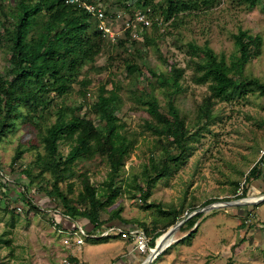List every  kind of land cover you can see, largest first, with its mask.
<instances>
[{
	"label": "trees",
	"instance_id": "obj_1",
	"mask_svg": "<svg viewBox=\"0 0 264 264\" xmlns=\"http://www.w3.org/2000/svg\"><path fill=\"white\" fill-rule=\"evenodd\" d=\"M66 1L11 0V5L6 8L3 0H0V48L8 55L10 64L7 71L0 72V142L6 134L19 128L18 120L26 119L33 123L44 154H37L32 165L23 170L24 176L31 178V185L36 180L44 182L40 187L42 193L39 194L46 195L52 202L58 201L62 207V216L80 222L87 229H98L116 221L127 222L121 217L122 208L110 213L106 221L102 220V213L113 206L121 194L116 189V182L127 157L136 145V139L129 133L127 124L117 115L124 102L122 86L116 80V74L110 72L109 79L100 82L97 94L88 91L92 84L88 75L102 74L109 69L107 66H99L97 60L103 55L106 46L112 43L110 38L98 30L97 21L90 14ZM128 1L132 0H112V10L117 13L121 8L130 10L131 6L138 12L152 10V15L157 17L158 14L161 18L156 19L152 25L158 32L167 24H170L168 28H180L186 17L211 10L221 0H134V5H128ZM240 1L250 9L264 2ZM130 37L131 29L125 32L123 41L118 44L124 51H128L124 43ZM234 40L236 54L230 61L225 56H218L208 42L204 45L195 41L185 44L186 54L194 71L193 80L196 84H208L210 92L197 111L198 126L195 130L189 127L175 104L176 97L184 90L182 80L186 70L171 63L166 74L155 69H149L144 74L140 61L144 60L145 53L141 47H137V42H133L135 57L126 58L124 66L127 76L136 80L140 86L133 91L131 99L150 116L151 120H146L143 128L156 141L142 173L133 179L135 185H129L135 190L131 198H136L139 194L141 200L147 202L155 184L169 175L173 165L183 162L192 142L210 124L215 102H229L253 92L264 95V82L259 78L249 77L245 72L247 64L259 54L262 37L252 36L241 30L234 35ZM151 42L154 39L145 36V46ZM150 78L156 79V84L149 81ZM144 80L149 82L150 90L140 88ZM109 85L112 87L109 88ZM74 86L81 87L79 95L84 102L69 107L65 101L74 92ZM157 89L166 98V111L162 110L155 94ZM51 94L55 99L62 100L55 103L50 98ZM93 96L95 100L89 105L88 97ZM86 107L88 110L83 113ZM41 114L40 122L36 123L35 119ZM51 116H55L56 121L44 126ZM61 144L69 147L66 155L60 151ZM173 147L177 153L173 152ZM23 153L21 147H18L14 164L21 159ZM97 155L104 157L110 167L106 188L98 190L90 178L84 175L82 190L75 198L70 197L69 194L74 193V184L68 185L67 193L61 189L60 184L75 178L77 174L74 167L78 161ZM258 163L248 173L246 184L249 186L261 176ZM34 168L39 169L37 175L33 173ZM46 174L50 175V181L44 178ZM0 180V190L4 195L7 192V182L1 172ZM26 190L29 192L30 189ZM26 194L28 193H22V196L26 197ZM248 194L249 187H246L243 197H248ZM27 198L29 200L26 206L29 210L38 211L39 208L29 195ZM154 206L156 205L151 203L147 205L148 208ZM194 211L196 209L191 210ZM160 213L166 217L175 216L164 230L154 232L152 247H155L156 241L164 233L183 219L179 211L165 212L160 209ZM203 217L204 213L195 215L183 224L180 231L194 228ZM62 226L69 228L75 225L73 222ZM144 230L150 236V232ZM193 233L194 231L191 235ZM227 264L234 263L230 260Z\"/></svg>",
	"mask_w": 264,
	"mask_h": 264
},
{
	"label": "rangeland",
	"instance_id": "obj_2",
	"mask_svg": "<svg viewBox=\"0 0 264 264\" xmlns=\"http://www.w3.org/2000/svg\"><path fill=\"white\" fill-rule=\"evenodd\" d=\"M133 1H128L127 4L134 5ZM159 1L162 0H156ZM101 2L106 9L108 8L107 12L111 17L121 14L120 20L123 24L138 12L134 6H131L130 10L121 8L116 13L112 10V0H101ZM3 3L7 8L11 5V0H3ZM147 12L152 19V25L156 19L161 20L158 14L157 17L151 14L152 10ZM152 25L145 30L138 26L136 31L141 37L140 40L131 36L128 42H123L128 51L118 46L124 39L125 29L114 40L110 39L112 43L106 46L103 55L97 60L99 66H107L110 70L102 74L90 73L88 77L92 80V84L88 87V91L97 94L100 82L108 80L110 72L115 73L116 80L122 86L121 95L124 102L117 115L127 124L129 133L136 139V145L127 157L116 182V189H119L121 194L116 203L102 213V220L106 221L110 213L122 208L121 217L124 220L132 223L136 221V225L146 229L150 232V236L154 237V232L164 230L175 216L166 217L160 213V209L165 212L179 211L181 218H185L192 213V209L199 210L219 202L249 198L243 197L244 189L246 187L250 189L246 184L247 176L264 151V95L253 92L229 102H215L210 124L192 142L191 149L183 162L173 165L169 175L155 184L151 197L145 202L141 200L139 194L136 198H131L135 190L129 185H135L133 179L142 173L144 165L148 163L156 140L143 128L145 121L151 120L150 116L145 110L138 108L131 99L133 91L140 85L138 86L136 80L127 76L124 60L135 57L133 42H137V47H141L145 53L144 60L140 61L144 74H147L149 69L166 74L171 63L186 70L182 80L184 90L176 97L175 104L189 127L195 130L198 126L197 111L210 92L208 84H196L193 80L194 71L189 63L185 44L195 41L199 45H204L208 42L218 56H225L230 61L236 54L234 35L243 30L252 36H261L263 42L259 54L247 64L245 72L249 77L259 78L264 82V2L250 9L240 0H221L211 10L186 17L185 23L178 29L168 28L170 24H167L157 32ZM145 36L154 39V42L145 46ZM136 61L139 60L136 58ZM8 68H10L8 55L0 48V72H5ZM149 81L156 84V79L150 78ZM111 87L109 85V88ZM80 88L74 86V92L66 97L67 106L72 107L84 102L79 95ZM140 88L150 90L149 82L144 80ZM155 94L160 100L162 110L166 111V98L162 91L157 89ZM50 98L54 99L55 103L62 100L55 99L53 94ZM88 100V104L91 105L95 98L88 97ZM87 110L86 107L83 113ZM42 114L35 119L36 123L40 122ZM55 121L56 117L51 116L44 126L47 127ZM18 123L19 128L13 133L6 134L0 142L2 168L0 172L4 174V181L7 182L6 194L0 192V264H61L69 255L68 251L72 250L64 246L63 239L57 232L56 224L62 216V207L58 201L52 202L46 195L39 194L42 193L40 187L44 185L43 181L36 180L31 185V178L24 176L23 170L32 165L38 153L44 154V148L33 123L26 119H20ZM18 147H21L24 153L14 164ZM173 148V152L177 153L176 148ZM60 151L66 155L69 147L61 144ZM74 170L77 174L75 178L60 184L65 193L68 185L74 184V193L69 194L70 197L75 198L82 190L84 175L90 178L91 183L98 190L106 188L110 167L104 157L97 155L91 159H82L77 162ZM33 173L37 175L39 169L34 168ZM44 178L51 180L49 174ZM23 187L30 189L29 192ZM21 192L28 194L23 197ZM27 195L37 205L38 211H31L26 206L29 200ZM150 203L157 207L148 208L147 205ZM257 206L259 204L254 207ZM243 208L248 209V207ZM243 211L242 208L230 207L204 213V217L200 219L203 222L212 214H217L214 221L216 225H222L221 235L207 242L201 239L194 250H190L191 256H188L185 262L180 261L178 255L180 253H175L170 259H174L178 264H227L230 260L234 264H264L263 248L254 243L255 240L260 243L264 233L258 230H264V227L257 218H243ZM208 228H205L204 235H212V225ZM253 229H257V235L252 231ZM252 232L255 233L251 234ZM181 234L179 230L174 237V243L168 246L152 264H174L170 261L167 263L165 258L171 250H176L178 246L176 243ZM99 240L87 239L82 248L96 244ZM172 245L174 247L168 250ZM242 245H246L245 248L241 247ZM199 251H204L203 254L200 252V257L197 255ZM92 259L93 256L88 257V261ZM90 263L93 264L92 261Z\"/></svg>",
	"mask_w": 264,
	"mask_h": 264
},
{
	"label": "crops",
	"instance_id": "obj_3",
	"mask_svg": "<svg viewBox=\"0 0 264 264\" xmlns=\"http://www.w3.org/2000/svg\"><path fill=\"white\" fill-rule=\"evenodd\" d=\"M259 168L261 169V176L256 181H252L249 189L248 197L252 200H257L260 197L264 196V158H259L258 160ZM248 209H243L244 214L242 215L243 218H257L260 220V224L264 227V201L259 204V206H247ZM215 214V213H214ZM217 215V214H216ZM211 215L209 219H207L205 222L202 220H199L194 228L182 232V236L178 238V242L176 243V250H171L174 245L168 248L171 251L166 256V262L170 261L171 263L174 262V264H178V262L175 263L174 259H170L171 257H174L175 253L180 256V261L185 262L186 258L190 255V250L193 251L196 247L197 243L200 242V240H204V242L210 241L211 238H216L221 235V224L216 225L215 224V216ZM221 219V218H220ZM131 220V219H129ZM126 221V220H125ZM132 222H122V221H116L109 225H115L118 227H121L125 230H129L132 228H138L139 226ZM212 225L211 231L212 235H204L206 229H209L208 227ZM89 230H93V228H89ZM194 233L191 235V232ZM252 231H257V229H253ZM261 233H264V230H258ZM252 232L251 234L255 233ZM258 232H256L255 235H257ZM260 233V236L262 235ZM100 239V238H99ZM97 239V240H99ZM121 239L119 236H111V237H105L101 238L98 241H96V244L92 245H86L84 248L78 247L73 248L72 250L68 251L70 256V259L75 264H91L92 261L93 264H142L145 260V257L139 253L135 249V245L132 241H125ZM98 242V243H97ZM170 243V242H169ZM256 245H260V247L263 248L262 252H264V235H262V238H260L259 242H254ZM168 245V244H167ZM246 245H242L241 247L245 248ZM78 249V250H77ZM200 252L197 253L198 257H200ZM201 252V254H203ZM194 254V253H193ZM93 256V259L91 261H88V257ZM203 256V255H202ZM192 263V260L190 261Z\"/></svg>",
	"mask_w": 264,
	"mask_h": 264
},
{
	"label": "built area",
	"instance_id": "obj_4",
	"mask_svg": "<svg viewBox=\"0 0 264 264\" xmlns=\"http://www.w3.org/2000/svg\"><path fill=\"white\" fill-rule=\"evenodd\" d=\"M67 3L90 14L97 21L98 30L102 32L104 36H108L112 40H114L124 29L125 31L131 29V36L140 40L141 37L136 31L138 26L142 30H145L152 25V19L147 11L137 12L133 18H130L123 24L120 20L121 14L116 17H111L100 0H67ZM261 158H264V151H262ZM73 222L75 225L74 227L70 226L69 228H66L62 226L63 224H71ZM56 227L58 235L62 237L63 244L68 249L82 247V245L85 244V241L90 238L99 239L115 235L125 241H132L135 245V249L145 258L155 251V248L151 246L152 237H150L145 230L140 227L125 230L115 225H109L89 230L80 222H76L66 216H61V218L58 219ZM61 264L75 263L70 259V256H67L62 260Z\"/></svg>",
	"mask_w": 264,
	"mask_h": 264
},
{
	"label": "water",
	"instance_id": "obj_5",
	"mask_svg": "<svg viewBox=\"0 0 264 264\" xmlns=\"http://www.w3.org/2000/svg\"><path fill=\"white\" fill-rule=\"evenodd\" d=\"M264 201V196L258 198L257 200H252L250 198L247 199H241L238 201H230V202H219V203H215L212 205H209L203 209H199L196 210L194 212H192L191 214H188L185 218H183L181 221H179L176 225H174L173 227H171L165 234H163L159 239H161V241L159 242V239L157 241V244L155 246V251L154 253H151L146 260L143 262V264H152L153 261L156 260V258L168 247L170 246L172 243H174V237L176 235V233L181 229V227L183 226V224L191 219L192 217H194L197 214H201V213H209L213 210H217V209H221V208H230V207H247V206H256L258 204H261ZM168 241H171V243L166 247L163 248L164 245H162L163 243H166Z\"/></svg>",
	"mask_w": 264,
	"mask_h": 264
},
{
	"label": "bare ground",
	"instance_id": "obj_6",
	"mask_svg": "<svg viewBox=\"0 0 264 264\" xmlns=\"http://www.w3.org/2000/svg\"><path fill=\"white\" fill-rule=\"evenodd\" d=\"M160 241H161V240H160ZM160 241H159V242H160ZM169 242H170V241H168V242H166V243H163V244H162V245H164L163 248H166V247L168 246L167 244H169Z\"/></svg>",
	"mask_w": 264,
	"mask_h": 264
},
{
	"label": "clouds",
	"instance_id": "obj_7",
	"mask_svg": "<svg viewBox=\"0 0 264 264\" xmlns=\"http://www.w3.org/2000/svg\"><path fill=\"white\" fill-rule=\"evenodd\" d=\"M101 1V0H100ZM66 3H67V1H66ZM68 4V3H67Z\"/></svg>",
	"mask_w": 264,
	"mask_h": 264
}]
</instances>
